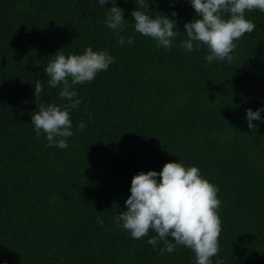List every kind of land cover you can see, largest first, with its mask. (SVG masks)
Segmentation results:
<instances>
[{
    "label": "trees",
    "instance_id": "16d2710c",
    "mask_svg": "<svg viewBox=\"0 0 264 264\" xmlns=\"http://www.w3.org/2000/svg\"><path fill=\"white\" fill-rule=\"evenodd\" d=\"M145 2L152 18L176 20L170 50L136 32L135 0L116 2L123 31L105 24L110 0H0V264H196L189 248L161 255L163 241L147 243L154 230L137 240L114 219L127 211L132 178L169 162L198 167L219 189L213 264H264V112L252 121L257 130L246 119L248 109L264 108V12L246 10L256 27L235 41L230 64H209L205 45L180 46L196 16L189 0ZM89 46L114 63L73 86L81 100L70 109L74 135L66 149L48 147L32 113L68 101L44 68L61 49Z\"/></svg>",
    "mask_w": 264,
    "mask_h": 264
},
{
    "label": "clouds",
    "instance_id": "9594fccd",
    "mask_svg": "<svg viewBox=\"0 0 264 264\" xmlns=\"http://www.w3.org/2000/svg\"><path fill=\"white\" fill-rule=\"evenodd\" d=\"M114 5L108 8L105 24L114 31H123L125 24L124 10L116 5L117 0H110ZM127 2V0H126ZM170 3L173 0H169ZM195 9L196 16L191 22H186V39L181 47L186 52L195 50L194 44H203L209 55L207 63L227 61L229 64L234 57L231 53L238 47L235 41L251 34L255 24L246 19L245 13L259 9L264 12V0H189ZM101 6L109 0H98ZM139 10H133L134 28L136 32L150 37L157 47L171 49L173 39L179 34L176 30V20L167 15L155 18L146 14L149 8L145 0H135ZM224 14H227V18ZM178 14L173 11L171 14ZM118 43L123 45L125 37L120 36ZM127 43L132 44L131 37ZM114 63V58L108 51H94L87 47L83 54L65 55L59 50L44 68L51 88L61 86L59 97L67 100L63 108L55 103L39 104L38 110L32 113L31 123L37 136L43 132L48 140V147L66 149L67 138L74 135L70 109H75L81 103L73 86L91 82L97 73L106 71ZM34 95L39 100L43 91L41 81L34 86ZM264 108L253 111L247 110L246 119L249 129L257 130L252 121L260 120ZM85 123L80 122L78 131L85 130ZM219 189L204 178L198 167H186L183 162H169L162 171H141L132 178L131 195L126 200L127 211H122L114 219L122 222V228L130 232L134 239H141L154 230L157 234L147 243L155 247L163 241L164 247L160 254L172 253L177 246H185L195 254L196 264H213L212 258L220 251L219 236L221 219L218 210L221 201L217 198ZM99 220V217L97 218ZM102 224L103 221L100 220ZM174 238V242L169 239ZM216 264H224L217 260Z\"/></svg>",
    "mask_w": 264,
    "mask_h": 264
}]
</instances>
